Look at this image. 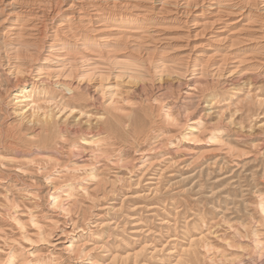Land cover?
Wrapping results in <instances>:
<instances>
[{
	"label": "rangeland",
	"instance_id": "374dc122",
	"mask_svg": "<svg viewBox=\"0 0 264 264\" xmlns=\"http://www.w3.org/2000/svg\"><path fill=\"white\" fill-rule=\"evenodd\" d=\"M121 83L128 100L115 115L121 125L143 119L147 139L102 133V122L115 119L99 103L82 115L58 114L50 104L55 120L76 124L79 133L58 140L53 159L0 160V264L7 257L47 264H264V85L251 93L246 86L218 87L207 123L156 126L152 120L163 111H134L133 84ZM10 92L0 110L9 124L21 119L15 111L23 107ZM248 104L250 111L242 108ZM209 121L222 129L213 131ZM86 136L94 142L83 147Z\"/></svg>",
	"mask_w": 264,
	"mask_h": 264
},
{
	"label": "bare ground",
	"instance_id": "6f19581e",
	"mask_svg": "<svg viewBox=\"0 0 264 264\" xmlns=\"http://www.w3.org/2000/svg\"><path fill=\"white\" fill-rule=\"evenodd\" d=\"M121 82L133 84L134 111H163L153 125L207 123L218 87L251 93L264 85V0H0V110L9 91L23 105L12 125L0 118V160L53 159L57 141L79 133L55 120L50 104L82 115L99 103L115 119L102 122V133L147 139L143 119L121 125L115 115L128 100ZM209 126L222 129L220 121ZM82 139L83 147L94 142ZM259 210L264 218V200ZM47 263L7 257L4 264Z\"/></svg>",
	"mask_w": 264,
	"mask_h": 264
}]
</instances>
